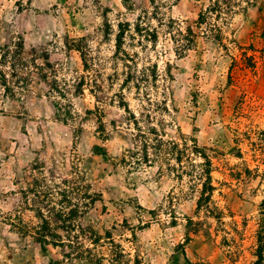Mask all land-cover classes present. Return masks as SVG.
<instances>
[{"label": "rangeland", "instance_id": "374dc122", "mask_svg": "<svg viewBox=\"0 0 264 264\" xmlns=\"http://www.w3.org/2000/svg\"><path fill=\"white\" fill-rule=\"evenodd\" d=\"M169 19L195 45L176 52ZM12 43L28 73L0 85V264H264V0H0Z\"/></svg>", "mask_w": 264, "mask_h": 264}, {"label": "trees", "instance_id": "16d2710c", "mask_svg": "<svg viewBox=\"0 0 264 264\" xmlns=\"http://www.w3.org/2000/svg\"><path fill=\"white\" fill-rule=\"evenodd\" d=\"M221 8L219 7L218 2L213 1L211 5L206 7L203 11L198 13L196 23L201 24L206 20L207 14H215L219 15ZM170 22H172L169 19ZM213 30L218 31V27L216 25L211 26ZM168 28H171L172 36L171 41L175 45V51L181 52L186 49H190L193 45H195L196 34L191 31L189 27H186L183 31H181L178 27L173 26V22L169 25ZM122 43V32L118 29V32L115 35L114 46L116 50H119L120 45ZM22 45L20 43H12L10 45L0 46V85L2 86L5 93L12 96L14 95L13 89L18 88L19 90H26L24 86H17V84L25 85L26 79L22 77V75H26L28 73V66L25 59L22 58ZM14 81H11V79ZM81 84L77 83L74 86L73 92L78 93L80 91ZM52 91L58 94V96H62V93L56 89V87H50ZM63 92V91H62ZM53 107L56 111V116L61 121H66L70 118L69 113L64 112L63 108L57 103L53 104ZM60 108V109H59ZM60 112V113H59ZM165 144L171 150V154H175L176 157L174 161H178V158L182 152L187 151L186 147H181V149L177 148V145L170 141H165ZM198 148L194 146L192 148L191 153H195V150ZM174 150V151H172ZM199 150V149H198ZM170 152V151H169ZM169 152L167 154H169ZM173 152V153H172ZM201 159L203 160L201 165H198L199 172L195 175L197 181H200V190L198 192V198L196 199V207L199 208L202 204H207L210 202V194L212 191V187L210 185V162L204 153L196 152ZM257 260L253 264H260L262 260V256L260 250L257 251L256 255Z\"/></svg>", "mask_w": 264, "mask_h": 264}]
</instances>
